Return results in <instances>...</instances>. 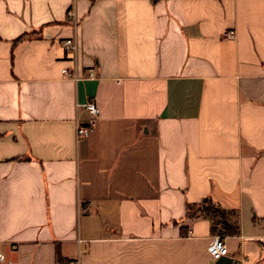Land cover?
Listing matches in <instances>:
<instances>
[{
	"label": "crops",
	"instance_id": "0c3cea01",
	"mask_svg": "<svg viewBox=\"0 0 264 264\" xmlns=\"http://www.w3.org/2000/svg\"><path fill=\"white\" fill-rule=\"evenodd\" d=\"M206 197L264 264V0H0V264H210Z\"/></svg>",
	"mask_w": 264,
	"mask_h": 264
},
{
	"label": "trees",
	"instance_id": "16d2710c",
	"mask_svg": "<svg viewBox=\"0 0 264 264\" xmlns=\"http://www.w3.org/2000/svg\"><path fill=\"white\" fill-rule=\"evenodd\" d=\"M188 213H195L207 218L211 222L212 232L225 236L235 235L238 233V223L235 219L237 216L233 210H226L218 204L213 203L210 198H203L199 203L188 205Z\"/></svg>",
	"mask_w": 264,
	"mask_h": 264
},
{
	"label": "built area",
	"instance_id": "2783aa9c",
	"mask_svg": "<svg viewBox=\"0 0 264 264\" xmlns=\"http://www.w3.org/2000/svg\"><path fill=\"white\" fill-rule=\"evenodd\" d=\"M68 15H72L71 12H68ZM232 32H228L225 37L226 38H231ZM63 47L68 50V51H73L76 49V45L73 39L67 38L62 42ZM62 73L70 76L71 74L67 72V70L63 69ZM85 109L87 112L93 116L96 117L99 114V110L96 107V105L93 102H88L85 104ZM91 132V125H82V124H77L76 129H75V135L76 139H81L84 137H87ZM208 254L210 260L213 262L215 260H218L222 256H227L228 255V247L225 242V238L221 235H215L211 241V243L208 246ZM2 256L0 255V259ZM69 264H78L77 261H72ZM234 264H240L239 262H235Z\"/></svg>",
	"mask_w": 264,
	"mask_h": 264
},
{
	"label": "water",
	"instance_id": "95a60500",
	"mask_svg": "<svg viewBox=\"0 0 264 264\" xmlns=\"http://www.w3.org/2000/svg\"><path fill=\"white\" fill-rule=\"evenodd\" d=\"M210 264H233V261L231 258L227 257V256H222L221 258H219L218 260L213 261Z\"/></svg>",
	"mask_w": 264,
	"mask_h": 264
},
{
	"label": "rangeland",
	"instance_id": "374dc122",
	"mask_svg": "<svg viewBox=\"0 0 264 264\" xmlns=\"http://www.w3.org/2000/svg\"><path fill=\"white\" fill-rule=\"evenodd\" d=\"M218 235V234H217Z\"/></svg>",
	"mask_w": 264,
	"mask_h": 264
}]
</instances>
